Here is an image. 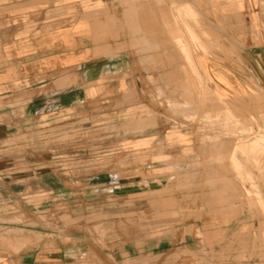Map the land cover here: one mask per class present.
<instances>
[{"label": "crops", "instance_id": "0c3cea01", "mask_svg": "<svg viewBox=\"0 0 264 264\" xmlns=\"http://www.w3.org/2000/svg\"><path fill=\"white\" fill-rule=\"evenodd\" d=\"M171 5L194 16L183 18L202 49L181 45L214 97L264 92V0H0V230L25 228L30 210L75 194L80 175L112 178L92 167L100 158L144 157V179L171 172L189 146L184 132L125 133L140 132L141 115L156 113L157 92H198L174 42ZM80 124L83 156L77 140L43 155L45 133L76 135ZM34 132L41 138L30 141ZM81 162L91 166L81 172ZM56 237L15 252L0 246V264H74L76 249L62 251ZM160 244L148 259L173 249Z\"/></svg>", "mask_w": 264, "mask_h": 264}, {"label": "rangeland", "instance_id": "374dc122", "mask_svg": "<svg viewBox=\"0 0 264 264\" xmlns=\"http://www.w3.org/2000/svg\"><path fill=\"white\" fill-rule=\"evenodd\" d=\"M171 7L178 33L174 42L198 81V92L182 89L167 98L157 92L156 113L141 115L140 132L126 127L125 133L154 137L165 129L182 131L187 157L176 158L171 172L156 179L143 178L149 175L139 168L144 157L100 158L92 167L112 178L89 181L78 175L75 194L62 191L51 210H30L25 228L1 229L0 246L15 252L37 246L42 238L52 242L55 234L62 251L76 249L74 264H264V92L214 97L181 45L202 49L185 20L195 22L194 16ZM83 126L76 135L45 133L40 151L47 157L77 140L83 156L89 150ZM29 134L30 141L41 138L40 132ZM86 167L77 165L81 172ZM158 241L157 250L173 249L148 259ZM122 250L130 256L123 259Z\"/></svg>", "mask_w": 264, "mask_h": 264}]
</instances>
